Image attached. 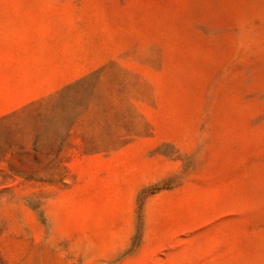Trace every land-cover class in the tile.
<instances>
[{"label": "rangeland", "instance_id": "1", "mask_svg": "<svg viewBox=\"0 0 264 264\" xmlns=\"http://www.w3.org/2000/svg\"><path fill=\"white\" fill-rule=\"evenodd\" d=\"M0 264H264V0H0Z\"/></svg>", "mask_w": 264, "mask_h": 264}]
</instances>
